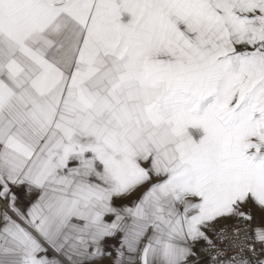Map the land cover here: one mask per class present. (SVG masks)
Wrapping results in <instances>:
<instances>
[{
  "label": "snow or ice",
  "instance_id": "6c2138e0",
  "mask_svg": "<svg viewBox=\"0 0 264 264\" xmlns=\"http://www.w3.org/2000/svg\"><path fill=\"white\" fill-rule=\"evenodd\" d=\"M0 264H264V0H0Z\"/></svg>",
  "mask_w": 264,
  "mask_h": 264
}]
</instances>
